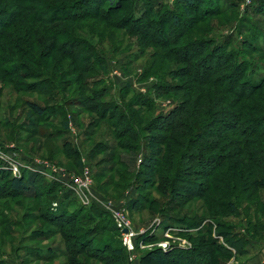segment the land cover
Masks as SVG:
<instances>
[{
	"label": "rangeland",
	"instance_id": "374dc122",
	"mask_svg": "<svg viewBox=\"0 0 264 264\" xmlns=\"http://www.w3.org/2000/svg\"><path fill=\"white\" fill-rule=\"evenodd\" d=\"M79 1L0 0V172L13 178L19 162L47 174L33 199L0 176V264H264V0H110L99 18L59 21L94 12L92 0L56 10ZM67 35L83 41L77 55ZM184 99L216 151L192 122L169 130ZM219 104L245 124L217 117ZM85 170L107 211L68 188ZM114 212L146 233L133 263ZM228 238L242 254L225 249Z\"/></svg>",
	"mask_w": 264,
	"mask_h": 264
},
{
	"label": "trees",
	"instance_id": "16d2710c",
	"mask_svg": "<svg viewBox=\"0 0 264 264\" xmlns=\"http://www.w3.org/2000/svg\"><path fill=\"white\" fill-rule=\"evenodd\" d=\"M92 1H93V4L95 5L94 12L92 14L89 15V14H86V13L85 14H81L80 13L79 15H77V14L73 15L71 18L66 15L65 17L60 18L59 21L69 22V21L81 20V19H84V18L85 19H87V18L88 19H92V18H96V17L99 18V16H100L99 12H100L101 8L108 1H110V0H92ZM195 1L196 0H177V3H179L181 5H184L185 7H188V6L190 7V6H192L195 3ZM86 5H88L87 0H80L79 2H76L75 4H72V5L68 6V7H62L61 9H56V10H59L60 12H63V13H68L70 10H76L77 11L78 9H80L79 8L80 6H81V10L86 9ZM108 10H109V8L106 11H108ZM52 13L54 14L55 11L52 12ZM53 14H51V16H53ZM51 19H53V18L52 17L51 18H48L46 21H51ZM140 22L143 23V26H145L147 28L145 30L148 31L149 24H147V20H142V21L140 20L139 23ZM173 23L177 27L180 26V23H179L178 20L176 21L174 19V22ZM137 27H139V26L137 25ZM65 33L68 34L67 32H65ZM68 37L71 40L70 43H69V45H68L69 46L68 48H70L71 52H74V54L77 55V53L79 51L80 52L82 51V50H79V47L83 43V41L82 40H76V39L72 40L70 36H68ZM52 47H56V43L55 42H52ZM66 47H67V44L65 45V49H66ZM62 49L63 48H61V50ZM71 55H72V53L70 54V56ZM206 84H209V83L203 82L202 85H206ZM43 89H46V88H43ZM231 91H232L231 94L234 93V92L237 94L236 91H238V90H237V88H236L235 85L231 89ZM156 92H157V94H160L161 91H160V89H157ZM173 92H175V90H174L173 87H166L165 90H164V92H163V94H170V93H173ZM94 96H95L94 97V100H100V99H102L103 98V91L100 94L99 93L94 94ZM185 99L182 100L183 102H181L178 106H176V108L173 111H171L166 116L165 120L167 122V126H168L169 130H171L172 128H174V131L177 129V130H179L181 132H185L187 130V127H186V124L185 123L186 122H188V123H191L192 122L193 130H194L195 133L198 130L197 129V127H198L200 130H202L205 133L206 138L208 139L209 142L215 141L214 139H216V136L213 135L212 132H210V130H208V127H210V125L208 123L202 124V122H201V119L204 118V114L202 113V111H200L201 113H199V114L192 115L191 114L192 111L191 110H188V108H187V102L185 101ZM29 107L31 108V110L35 114H37V116L39 118L43 117L44 110L42 108H40L39 106H37L35 104H29ZM94 107L96 108L97 106H94ZM222 107H223L222 104H219L218 105V108L216 110H218L220 114L217 117L222 116L223 118H226V115H229V114L232 115L231 112H229V110H227L229 106L228 107H224L223 108L224 110H220ZM99 116L102 117L101 115H99ZM193 117H196L197 118V121H195V120L192 121V118ZM232 118H233L232 119L233 120V123L235 121V123H240L241 122L242 124H245V120H242V118L239 117L236 113H235V116L232 115ZM176 119L183 120V121H185V123H183V121L182 122H179V124L175 127L174 126V121ZM68 124H69V122H67V121L64 122V124H63V126L65 128H67V131H68V126H69ZM227 127L230 128V130H227L228 132H231L233 134L236 133V131L234 130V127H232L231 124H227ZM190 143H193L194 144V140H191V139L188 138V143H186V144L191 145ZM197 143H198V141H197ZM212 143L214 144L215 142H212ZM218 145H219L218 143L213 145V147H212L213 151H216ZM0 176L4 177L8 181L9 187H10V192L12 193V195H14L16 197L17 196H20V197H25V198H29V199H33V198H35L38 195V190L37 189H38V186L40 185V180H41V178H40L39 175L37 176V175L32 174V173H23L20 178H15V177L12 178L10 172H8V171H2V172H0ZM222 176L225 177V178L227 177V175H225L224 173L222 174ZM221 184H223V182ZM41 185H42V183H41ZM223 185L226 186L227 183L225 182ZM53 189H54V187L49 188V191H50L49 194H51V191ZM188 193L189 194H192V192H188ZM72 195L73 194H72L71 191H66L65 196L63 197V200L64 201H66V200L68 201L70 199V196H72ZM202 196H203V194H201L200 196H195V194L194 195H190V197H194V198H200ZM141 206H143V205H136L135 201H131L130 202V208L132 210H135V212H138L139 209L141 208ZM58 209H59V207H57V209L55 211H52L51 210V212L54 213ZM80 209H81V211L83 213V212H85V210L87 208L80 207ZM88 209H96V210H100L101 211L100 207H98L97 205L90 206ZM102 212H104V211L102 210ZM59 217L60 216H57L58 219H59ZM49 220H50L51 223H54V222L58 221L56 219L54 220V222L51 219H49ZM114 231L119 235V232H118V230L116 228H114ZM120 244H121V242H120ZM104 248H105V250L103 252H107L110 249V248H107V246L104 247ZM225 249L228 252H231L232 251V252H234L237 255H240V254L243 253L242 246H241V241L240 240L234 241V240L228 238L226 240V248ZM121 250L124 251V252H126V250L122 246V244H121ZM113 253L119 254L120 251L114 250ZM126 254H127V252H126Z\"/></svg>",
	"mask_w": 264,
	"mask_h": 264
},
{
	"label": "built area",
	"instance_id": "2783aa9c",
	"mask_svg": "<svg viewBox=\"0 0 264 264\" xmlns=\"http://www.w3.org/2000/svg\"><path fill=\"white\" fill-rule=\"evenodd\" d=\"M69 129H72L71 123L69 122ZM39 166L40 170L37 169L35 166ZM44 168H50L52 170V180L53 177L57 176L60 177L62 174L58 172V170H55L52 167L44 166ZM12 170V173L15 178H20L23 173H34L35 175H42L44 177L47 176L46 171L41 169V166L39 164L35 165H28V164H20L19 162H15L14 166L10 168ZM88 170H85L83 175L84 178L80 179L79 177H76L68 183V188L73 191L78 196V199H81L80 201L85 205L89 202L91 195L90 188H91V181L88 177ZM94 201V204L98 207H101L102 209L107 211L106 205L102 204L98 199L92 198ZM113 219L115 220L116 226L118 228V232L120 235V242L122 246L125 248L128 260L129 262L133 263L135 260V257L137 256L136 253L138 252L139 248H143L142 242H139V239L146 235L145 231H139L135 232L131 229L129 226L130 224L124 220L122 215L118 212L113 213ZM261 253L264 255V246L261 248Z\"/></svg>",
	"mask_w": 264,
	"mask_h": 264
}]
</instances>
